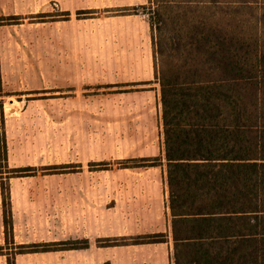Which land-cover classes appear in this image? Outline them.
<instances>
[{
    "label": "rangeland",
    "instance_id": "rangeland-1",
    "mask_svg": "<svg viewBox=\"0 0 264 264\" xmlns=\"http://www.w3.org/2000/svg\"><path fill=\"white\" fill-rule=\"evenodd\" d=\"M112 3L0 0V19L20 17L19 23L0 24L7 165L37 168L34 175L9 180L0 170L9 182L13 216V240L6 243L0 196V264L18 251L19 241L62 240L68 232L60 222L78 225L93 216H100V238L142 229L169 235L164 163H118L160 156L162 145L150 26L140 33L148 15L141 5L132 12ZM77 6L87 12L77 14ZM65 9L67 18L59 14ZM62 164L81 167L42 169ZM142 213L148 220L141 229L136 217Z\"/></svg>",
    "mask_w": 264,
    "mask_h": 264
},
{
    "label": "trees",
    "instance_id": "trees-1",
    "mask_svg": "<svg viewBox=\"0 0 264 264\" xmlns=\"http://www.w3.org/2000/svg\"><path fill=\"white\" fill-rule=\"evenodd\" d=\"M141 7L148 15L159 88L161 155L118 163L124 168L164 163L172 264H264V0H148ZM0 20L16 24L20 17ZM70 166L81 167L42 169L54 173ZM1 169L7 180L37 170L8 167L2 101ZM3 179L2 225L4 241L11 243L9 182ZM165 240L166 234L156 232L97 242ZM86 246V239L21 243L15 254ZM14 255L6 264H14Z\"/></svg>",
    "mask_w": 264,
    "mask_h": 264
},
{
    "label": "crops",
    "instance_id": "crops-1",
    "mask_svg": "<svg viewBox=\"0 0 264 264\" xmlns=\"http://www.w3.org/2000/svg\"><path fill=\"white\" fill-rule=\"evenodd\" d=\"M148 0H113L112 5L117 7H133L143 5ZM123 8V7H122ZM81 10L76 7V11ZM62 11H68L65 9ZM148 21L141 27V34L148 30ZM132 28L131 30H137ZM145 33V32H144ZM1 70V65H0ZM165 175V172L163 173ZM165 179V178H164ZM166 188V186H165ZM166 194V191H165ZM136 219L141 229L147 225V214H140ZM58 227L66 228V237L59 240L55 237L37 239L31 243L38 242H57L69 241L74 239H86L87 246L78 249H58L49 251H36L28 253H18L14 255V264H22L20 259L24 256H34L44 258L43 264H172L170 260V251L172 247L170 234L164 242L144 243V244H128V245H100L97 240L101 237L100 216H93L92 220L87 223H79L78 225H70L69 222H60ZM72 229V230H71ZM61 230V229H60ZM54 234V233H53ZM145 234L140 230L135 235ZM117 234H107L105 238H112ZM27 244L29 241H19L18 244ZM171 244V245H170ZM120 248L123 251H118Z\"/></svg>",
    "mask_w": 264,
    "mask_h": 264
}]
</instances>
